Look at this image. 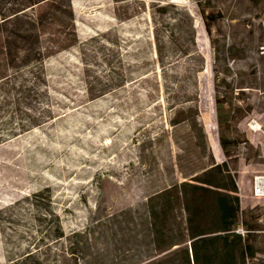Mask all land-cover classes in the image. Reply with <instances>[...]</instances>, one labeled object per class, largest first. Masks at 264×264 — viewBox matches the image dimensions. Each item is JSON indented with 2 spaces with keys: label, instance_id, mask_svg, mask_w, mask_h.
<instances>
[{
  "label": "rangeland",
  "instance_id": "obj_1",
  "mask_svg": "<svg viewBox=\"0 0 264 264\" xmlns=\"http://www.w3.org/2000/svg\"><path fill=\"white\" fill-rule=\"evenodd\" d=\"M20 18L0 33V264L147 263L149 197L210 156L241 199L220 235H255L264 264V0H47Z\"/></svg>",
  "mask_w": 264,
  "mask_h": 264
},
{
  "label": "trees",
  "instance_id": "obj_2",
  "mask_svg": "<svg viewBox=\"0 0 264 264\" xmlns=\"http://www.w3.org/2000/svg\"><path fill=\"white\" fill-rule=\"evenodd\" d=\"M45 1L0 0V33L21 36L17 24L20 15ZM215 19L213 14L206 15V28L210 34L211 22ZM0 52L3 49L0 48ZM214 71L220 145L226 156L231 157L230 147L237 146L238 142L227 138L222 126L235 121L236 115L222 110V106L230 101L227 91L221 88L230 82L225 71H216V67ZM195 125H198L197 120ZM199 139L205 151L207 144L202 127L199 128ZM182 174V181L175 180L148 199L146 226L157 255H150L151 260L145 264H255L258 251L251 240L255 235L248 234L245 240L220 235V232L231 230L241 212L238 185L228 162L218 163L210 156V160L203 162L196 171ZM251 230L257 228H249V233Z\"/></svg>",
  "mask_w": 264,
  "mask_h": 264
},
{
  "label": "built area",
  "instance_id": "obj_3",
  "mask_svg": "<svg viewBox=\"0 0 264 264\" xmlns=\"http://www.w3.org/2000/svg\"><path fill=\"white\" fill-rule=\"evenodd\" d=\"M253 195L257 199H264V174L255 177L253 184Z\"/></svg>",
  "mask_w": 264,
  "mask_h": 264
}]
</instances>
